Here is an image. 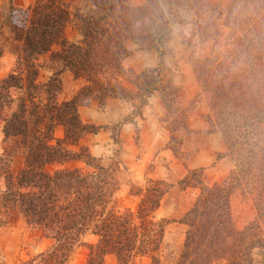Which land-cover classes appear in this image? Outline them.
Returning <instances> with one entry per match:
<instances>
[{
    "label": "trees",
    "instance_id": "16d2710c",
    "mask_svg": "<svg viewBox=\"0 0 264 264\" xmlns=\"http://www.w3.org/2000/svg\"><path fill=\"white\" fill-rule=\"evenodd\" d=\"M156 6L155 0H145L139 7L128 6L126 0H76L74 6L65 0H34L26 8H9L8 26L17 43V56L11 71L0 79V123L5 142L11 139L14 147L24 150V158L16 174L6 171L2 175L0 217L17 210L28 227L40 228L50 241L46 251L27 264H67L81 245L87 249L84 264H105L106 256H112L116 264H131L140 255L150 256L151 264H161L159 248L169 222L156 220L154 213L171 185L152 179H145L142 186L133 184L136 209L118 208L117 154L103 163L87 146L79 145L84 136L110 128L83 123L78 113L80 106L91 101L103 107L106 99H136L138 110L154 91L170 111L168 103L177 100L178 88L170 77L163 84L159 78L163 77L169 26L178 17V7L185 6L180 0L176 4L167 1L166 17L160 10L154 11ZM69 24L77 33L72 42L64 36ZM127 40L157 54V65L136 78V94L111 82L129 53L124 47ZM53 47L58 49L53 51ZM47 53L55 71L41 84L36 80V62ZM64 71L86 84L72 98L60 101ZM244 119V127L231 125L240 130L234 142L225 144L223 154L233 156L236 171L231 170L220 184L204 185L200 169L189 170L177 182L179 189L197 188L199 193L179 219L186 231L174 264H255L256 252L260 258L256 264H264V238L254 241L255 235L249 233L264 213V135L253 126L264 125V112L259 110ZM57 125L63 131L60 139L53 137ZM178 127L189 132L184 117ZM166 129L171 133L168 147L178 156L172 136L175 129ZM208 131L216 130L210 127ZM111 139L119 143L118 128L111 129ZM73 161L84 166L52 169ZM242 181L260 188L254 219L237 231L229 201ZM2 220L0 226L5 224ZM88 236L93 242H83Z\"/></svg>",
    "mask_w": 264,
    "mask_h": 264
},
{
    "label": "rangeland",
    "instance_id": "374dc122",
    "mask_svg": "<svg viewBox=\"0 0 264 264\" xmlns=\"http://www.w3.org/2000/svg\"><path fill=\"white\" fill-rule=\"evenodd\" d=\"M33 1L34 0H28V3L22 8H26L28 5H31ZM137 1L138 0H132V2ZM167 1L172 2L173 4L179 2V0H155L157 6L154 8V11L160 10L165 17L169 16V12L167 11ZM144 2L145 0L143 3ZM180 2L184 4L185 8L181 9L178 7V17L174 20V23H178L180 26H183V29L173 27L171 29L173 30L171 35L169 31V39L165 44V53H168L169 55L167 57L168 64L173 62L174 55L172 54H175V52L174 47L170 45V48L168 46L170 38L175 39L174 36L180 34V31L184 34V36V32H188L189 38L182 39L184 45L187 46L188 51L185 49L183 52L185 54L183 55L182 53L185 63L182 62L180 64L182 66V75L186 73L185 75L191 78V81L187 84V88L190 89H186V93L182 99L177 96V102L168 103L170 111H166L164 107L165 113L162 117H160V121H162L161 123L165 128L172 126V128L175 129L173 130L172 136L174 138L173 140L175 141V145L178 148L185 141L186 137H189V132L181 130L178 127V121H180L183 117L187 121V115L194 108L195 101L197 100L200 102L202 100V102H200V104L202 103V106L200 105L199 112L205 113L207 108L206 115H203V119L207 122L208 127H212L220 134L223 144H231V142H234V140L237 139V132L240 130L232 129L231 125L234 126L236 124H240L243 126L245 124L244 117L254 116L259 110L264 112V0H180ZM68 3H71L74 6V2ZM7 14H9V10ZM181 19H184L185 23H181ZM192 19L197 21L191 22L190 20ZM8 21L9 18H6L3 23L7 36H9L8 34L10 33ZM71 30L67 29V32H73V29ZM191 35L195 36V39H190ZM131 42L139 48L137 43L133 41ZM1 43L2 42H0V44ZM139 50L144 51L140 48ZM155 60H157V54L155 55ZM148 68H154V66ZM164 70H166L165 67ZM52 71L54 72L55 70L52 68ZM42 73H44V76H47V72L43 71ZM141 73L135 74L132 70H124L121 67V70L115 72V79L113 78L111 82L118 84L120 87L132 94H136L138 91V81L136 78L141 75ZM162 75L163 77L159 78L161 81L160 84L166 82L168 77L172 79L169 71L168 74H166V71H163ZM42 80H44L43 77ZM191 91L193 92L190 93ZM153 93H157V91H154ZM118 102L121 104L126 102L128 107L121 106ZM138 106V100L136 99L131 101L106 99L104 106L101 108L104 113L107 114L109 125L105 126L110 128V133L111 129L116 127L113 124L114 120H116L119 116L121 117L123 113H127L129 116L133 114V116H137V112H139L143 107L142 106L140 109L136 110ZM133 116L131 119H133ZM233 120H236V122L234 123ZM253 126H256L258 128L257 131H260L264 135V125L254 123ZM133 129L135 133L134 138L137 139V141H135L137 143V150L140 153L139 156H141L144 148L141 141H139V129L135 122ZM62 132L63 131L61 130V133ZM168 134L169 141H171L170 131H168ZM169 141L166 143L167 146ZM89 142L90 140L87 137H83L81 145H87ZM156 153L157 152H155V154ZM187 154L189 155V153L183 152L179 149V164L183 163V158L185 159L188 156ZM23 158L24 150L14 147L11 139L5 142L3 135H1L0 123V191L3 190L2 175L6 171L16 174V172L22 167ZM110 158H112V152L106 154L102 162L108 163ZM225 158L223 169L227 172L224 180L227 179L228 173L231 170L236 171L237 169H234L233 167V156L227 153ZM155 164L158 166L157 163ZM162 166L163 164L158 167ZM149 167L150 166L147 165L145 173L149 171ZM56 168L59 169L62 167L58 165L52 167V169ZM69 169H73V167H70ZM179 169V171L182 170L181 165L179 166ZM144 181L140 184H135V186H142ZM176 183L177 182L174 184ZM132 188V185L129 183L127 196L126 193L124 196L121 194L119 195L120 198L117 196L119 191L115 192L116 205L121 210L124 208H133V210L136 209L138 201L131 195ZM237 188L238 190L235 189L236 191L233 193L234 196L229 202H231L232 210H234L236 217L234 222L237 228L241 227V229L235 228V230L241 231L245 225H247V223L255 217L256 194L258 188L260 187L259 185L258 187L253 185V183H250L249 181H242L239 186L237 185ZM169 198L172 209L169 210V208H166L162 210L160 212V216H164L163 218L168 220L175 218L173 221H178L181 218L177 213L179 212V209H176L179 197L176 194H173L170 195ZM261 202L264 206V201ZM155 219L165 220L158 219L156 216ZM5 230H0V238L3 233L7 232V230ZM249 233L251 235H255L254 241L264 238V213L263 217L258 218V221L255 222ZM85 240L86 241L83 242L88 243L93 241V238L87 237ZM81 254L84 255L86 260L87 249L84 245L75 249V254L73 257L71 256L69 260L70 262L68 261V263L77 264V257ZM255 254L253 256L255 262L257 263V260H260V258L259 256H255ZM1 255L0 251V256ZM137 257H134L131 264L138 259ZM105 262V264H113V257L106 256ZM223 264L226 263L223 262Z\"/></svg>",
    "mask_w": 264,
    "mask_h": 264
},
{
    "label": "crops",
    "instance_id": "0c3cea01",
    "mask_svg": "<svg viewBox=\"0 0 264 264\" xmlns=\"http://www.w3.org/2000/svg\"><path fill=\"white\" fill-rule=\"evenodd\" d=\"M65 1L75 2L76 0ZM143 1L144 0H138L137 2H132V0H127V4L136 7L141 5ZM27 3L28 0H0V42H2L0 44V79L11 71L17 56V43L11 39L10 33L8 34L9 36H7L3 23L7 18V12L10 7L16 9L22 8ZM173 27L183 29V26H180L178 23H173L169 27L170 35L171 32H173V30H171ZM67 29H73V32H67ZM184 33L185 36L180 31V34L174 36L175 39L170 38L168 43L170 48L171 46L174 47L175 54H172L174 55L173 62L168 64V53H165L162 58L163 66L166 68L164 71H166V74H168V71L171 73L172 84L178 88V97L180 99L184 97L186 89H190L187 88V84L191 81V78L185 75L186 73H184V75L181 73L182 66L180 63H185L183 59L185 53L183 52L185 49L188 51L182 39L189 38L188 32ZM64 36L65 39L70 42L76 40L77 35L73 24H69L65 27ZM190 39H195V36L191 35ZM57 49V47H53V51ZM125 49H127L129 53L121 61L122 69H130L135 74H139L145 70V68L151 66L155 67L157 65V60H155L156 54H153L155 53L154 51H141L134 43L128 40L125 42ZM36 63L38 67L37 82L41 84L47 82L53 74V63L49 61V53L40 56ZM43 71L47 72V76H44V73H42ZM42 77L44 80H42ZM60 81L61 90L58 96L60 101L72 98L76 92L86 84L85 80L75 78L69 71L61 73ZM192 92L193 91L190 93ZM200 102H202V100ZM200 102L196 100L194 108L187 115L186 125L189 131V137H186L185 141L183 140L184 142L178 148L183 152L189 153V155L187 154L188 156L184 159L182 164H179L180 161L178 160V156L173 155L166 144L169 141V134L168 130L162 125V121H160V117L164 115L165 109L161 104L158 93H152L147 98V103L140 109V113L137 114V116H133L134 114L129 116L127 113H123L121 117L119 116L113 121L114 126L118 128V144L113 143L111 133L107 128L100 129L95 134L84 136V138L87 137L90 142L83 146L88 147L93 157L103 160L104 156L108 153L112 152V158H114L115 153L117 154L116 158L119 162V173L117 175L119 193H117V196L119 198L121 194L124 196L126 193L127 196L129 183L130 185L140 184L145 179L163 180L170 184L171 188L162 197L160 205L156 209L155 216L158 219H165L163 218L164 216H160V212L166 208H169V210L172 209L169 196L176 194L179 197L178 204H176V209H179L177 213L179 217H182L193 205L199 192L197 188L179 189L177 183L174 184L175 182L181 180L189 170L199 169L202 170L200 179L204 185H212L214 183L220 184L224 181L227 172L223 169L224 160L226 159L223 156L225 153V144H223L221 136L217 131H208V124L203 119V115H206L207 108L205 113L199 112L200 105L202 104H200ZM119 104L128 107L126 102ZM78 113L83 123L97 127H106L105 125H109L107 114L104 113L103 109L96 101H91L86 106H80L78 108ZM132 116L133 119H131ZM134 122L138 126L139 141H141L144 148L141 156H139L140 153L137 150V143L135 142L137 139L134 138ZM61 130V126H55L53 131V137L55 139H60L62 137L63 132L61 133ZM82 139L79 141V145H81ZM155 152L157 153L155 154ZM155 163H157L158 166L163 164V166L158 167ZM147 165L150 166V169L145 173ZM180 165L181 171H179ZM58 166L69 169L70 167L82 168L84 165L81 162L73 161ZM233 196L234 195L231 196V199ZM230 206L232 221L235 228H237L234 222L236 217L234 210H232L231 202ZM129 209L133 210V208ZM173 219H169L172 221L165 219L169 223L164 228L159 248L161 264H174L182 249L186 226L180 223L179 220L173 221ZM1 220L4 221L5 224L0 226V230L4 231L6 229L7 232L3 233L0 238V251L2 254L0 256V264H27L28 261L42 254L49 247L50 241L45 238L43 231L40 228L28 227L25 223V219L17 210L9 212V214L6 217H2ZM237 229H241V227ZM86 238H84V241H86ZM88 238H90V236H88ZM74 254L75 251L72 257ZM137 258L133 264H151V258L148 255H140ZM84 262V255H79L77 257V264H84ZM216 263L222 264L223 261H217ZM113 264H116L114 258Z\"/></svg>",
    "mask_w": 264,
    "mask_h": 264
}]
</instances>
